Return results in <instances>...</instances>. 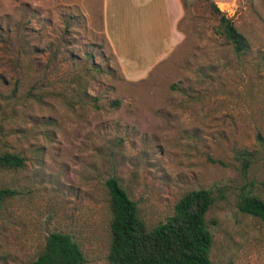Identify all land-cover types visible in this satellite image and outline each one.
Masks as SVG:
<instances>
[{"label":"rangeland","instance_id":"1","mask_svg":"<svg viewBox=\"0 0 264 264\" xmlns=\"http://www.w3.org/2000/svg\"><path fill=\"white\" fill-rule=\"evenodd\" d=\"M183 1L174 51L122 27L118 53L104 0H0V154L26 159L0 168L16 191L0 215V264H30L53 232L87 264H109L113 177L149 225L187 192L214 191L213 264H264V223L236 206L243 188L264 199V0ZM213 3L246 54L217 32Z\"/></svg>","mask_w":264,"mask_h":264},{"label":"trees","instance_id":"2","mask_svg":"<svg viewBox=\"0 0 264 264\" xmlns=\"http://www.w3.org/2000/svg\"><path fill=\"white\" fill-rule=\"evenodd\" d=\"M211 6L220 16L217 32L232 46L235 54H246L250 49L247 38L215 3ZM250 157L249 152L237 154L244 173L251 165ZM25 166L26 159L19 154H0V168L3 170H20ZM106 187L111 213L109 264H213L214 238L208 214L216 201L214 191L200 189L187 192L165 223L149 225L138 203L131 199L117 178L109 179ZM15 195V190L0 186V215L7 201ZM236 206L240 213L264 223V199L258 194L243 188ZM87 263L85 253L71 235L53 232L47 236L43 250L30 264Z\"/></svg>","mask_w":264,"mask_h":264},{"label":"crops","instance_id":"3","mask_svg":"<svg viewBox=\"0 0 264 264\" xmlns=\"http://www.w3.org/2000/svg\"><path fill=\"white\" fill-rule=\"evenodd\" d=\"M185 16L183 0H104L105 32L118 53L114 36L120 35L122 27L127 30L125 38L138 34L147 38L146 47L174 51L184 38L180 24Z\"/></svg>","mask_w":264,"mask_h":264}]
</instances>
